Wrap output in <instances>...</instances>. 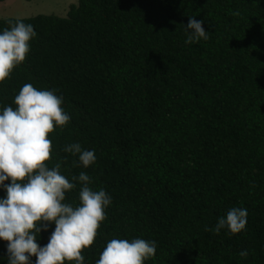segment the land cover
Masks as SVG:
<instances>
[{
  "label": "trees",
  "instance_id": "trees-1",
  "mask_svg": "<svg viewBox=\"0 0 264 264\" xmlns=\"http://www.w3.org/2000/svg\"><path fill=\"white\" fill-rule=\"evenodd\" d=\"M190 16L208 40L185 43ZM17 21L37 35L0 83V113L27 83L55 90L70 121L49 134L47 164L76 184L64 203L79 204L81 172L111 196L84 264L114 238L154 241L144 264H264V0H78L65 16L0 18V33ZM73 143L95 163L79 165ZM233 207L246 229L216 234Z\"/></svg>",
  "mask_w": 264,
  "mask_h": 264
},
{
  "label": "clouds",
  "instance_id": "clouds-1",
  "mask_svg": "<svg viewBox=\"0 0 264 264\" xmlns=\"http://www.w3.org/2000/svg\"><path fill=\"white\" fill-rule=\"evenodd\" d=\"M203 23L190 16L186 44L209 39ZM36 35L31 24L21 21L0 33V83L25 61ZM14 104L15 109L7 106L0 113V188L6 191V197L0 199V240L7 242L8 264H31V257H36L35 264H84L82 253L94 244L111 196L103 189L90 188L91 178L81 172L72 178L81 184L79 204L64 203L65 194L76 184L61 174L60 163L51 168L47 164L52 155L49 134L70 121L62 96L27 83ZM64 151L78 154L84 168L96 161L94 151L83 150L79 143L66 146ZM247 215L246 208L233 207L226 217L219 218L213 231L219 234L226 228L231 234L240 233L246 229ZM52 223L55 229L47 245L41 247L37 236ZM156 247L154 241L114 238L107 242L96 264H144L156 255ZM239 255L247 258L248 251Z\"/></svg>",
  "mask_w": 264,
  "mask_h": 264
},
{
  "label": "rangeland",
  "instance_id": "rangeland-1",
  "mask_svg": "<svg viewBox=\"0 0 264 264\" xmlns=\"http://www.w3.org/2000/svg\"><path fill=\"white\" fill-rule=\"evenodd\" d=\"M78 0H0V18L30 17L42 13L65 16Z\"/></svg>",
  "mask_w": 264,
  "mask_h": 264
}]
</instances>
